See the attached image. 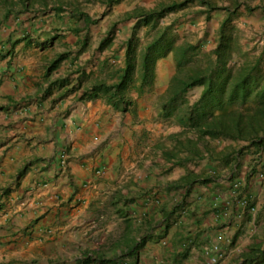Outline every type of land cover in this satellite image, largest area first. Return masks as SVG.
Listing matches in <instances>:
<instances>
[{"label": "crops", "instance_id": "0c3cea01", "mask_svg": "<svg viewBox=\"0 0 264 264\" xmlns=\"http://www.w3.org/2000/svg\"><path fill=\"white\" fill-rule=\"evenodd\" d=\"M121 1L107 7L129 37L111 62L96 58L112 44L100 48L111 31L86 60L66 51L52 69L56 58L44 57L57 42L87 48L91 13L49 6L33 16L32 7L0 26V264H237L264 240V146L214 140L213 156L203 146V156L191 153L196 135H181L189 130L177 117L182 101L165 108L173 52L157 60L149 84L135 74L128 107L88 98L94 84L118 81L130 39L139 52L158 36L197 30L207 40L216 33V42L189 43L215 50L231 17L228 30L252 34L244 52L259 56L264 0H239L236 11H208L196 0L150 21L144 11L181 0H142L123 11ZM150 29L158 33L142 45L139 34ZM163 59L173 67L160 69ZM203 89L191 90L199 99ZM216 245L222 257L213 262Z\"/></svg>", "mask_w": 264, "mask_h": 264}, {"label": "trees", "instance_id": "16d2710c", "mask_svg": "<svg viewBox=\"0 0 264 264\" xmlns=\"http://www.w3.org/2000/svg\"><path fill=\"white\" fill-rule=\"evenodd\" d=\"M119 1L105 0L108 7ZM195 1H174L144 11L142 15L145 20L150 21L170 11L185 8ZM197 1L207 6L208 11H236L242 4L239 0H233L228 6H220L212 0ZM51 2L54 4L53 10L65 11L62 0H0V26L9 22L14 14L27 11L36 4L48 8ZM86 18L91 22L90 18ZM230 21L231 17L222 25L218 45L214 50L215 58L206 65H191L192 58L199 48L195 44L186 41L177 43L176 39H166V36L162 35L138 52L133 39H130L126 48L125 67L119 71L118 81L113 84L103 81L94 84L88 98H96L102 94L115 108L128 107L130 101L126 90L135 74L140 73L143 86L149 84L154 77L157 60L173 52L177 73L168 89L165 103L168 113L169 107L173 108V111L177 109L175 104L183 101L192 88L204 87L195 103L187 106L182 112H177L180 123L189 127V130L181 135L187 131L196 135V140L186 145L191 153L197 157L203 156V146L213 156L216 154V148L210 142L214 140L245 141L261 149L264 146V53L251 57L247 52H241L240 48L236 47L237 38L227 28ZM110 41L111 38H106L100 48L104 49ZM236 52L239 60L235 59ZM65 57V54L59 55L51 68L55 69ZM231 155L232 152L227 159H230ZM237 264H264V240L255 241L248 251L242 253Z\"/></svg>", "mask_w": 264, "mask_h": 264}, {"label": "rangeland", "instance_id": "374dc122", "mask_svg": "<svg viewBox=\"0 0 264 264\" xmlns=\"http://www.w3.org/2000/svg\"><path fill=\"white\" fill-rule=\"evenodd\" d=\"M62 1L64 4L63 5L64 10H67L70 12H73L75 10H81L85 13L93 14L94 15L93 17H95V19L97 20L96 30L85 33V37H86L85 41L87 42V45H88L87 48L80 49V50L79 49L69 50L64 44H59L57 42L49 50L46 51V56H44L46 59L48 60H50V58L51 60L55 59L61 53H65L66 51L67 52L69 51L72 56L77 58V60H82V61L86 60V58L88 57V54L92 52H95L97 54L98 52L97 48H98L100 41L103 38H105L110 31H111L110 37L111 39H113L112 44L105 51H99L98 52L99 56H97L96 58H98L101 61L104 60L105 62H109V61L111 62V60L114 59V54H116L117 56H120V54H124L125 42L127 41V38L129 37V35L122 32L121 26L123 25L113 26V23L115 22V20L118 21L119 17L121 16L119 14L114 15L110 13V9L107 7L105 0H62ZM140 1L142 0H125V1L123 0L120 3V8H122V11H123L125 10L126 7H131L134 2H140ZM215 1H216L215 3L220 6L225 4L224 0H215ZM143 2L144 4H147L149 6L155 3L154 0H144ZM53 5L54 4L51 2L50 6L53 7ZM46 8L47 7H42L40 4H36L31 10L32 15L34 16V15L44 14L46 12ZM52 11L56 12V10L54 11L53 9ZM229 30L232 33V35L237 38L236 47H239L241 52L244 51V39L246 38L248 41H251L252 34L242 35L236 32L235 29H229ZM261 32L264 33V31H261ZM157 33H158L157 29L156 30L150 29L148 32L145 31L143 33H140L139 35L142 39V45H144V43L148 41H151L157 35ZM216 35H217L216 33L213 34V38H212L213 40L211 39L207 40L209 34L201 35L200 31L190 30L187 34L183 35V37L176 35L177 36L176 38H177L178 43L183 42V41H186V42L194 41L199 44L200 41L206 40V41H212V44H213L214 41L216 42L215 40ZM206 48L207 46H203V48H198L197 52H195L192 58L191 65H194L197 63L206 65L209 61H211V59L215 58L214 47H212L211 49H208V48L206 49ZM237 53L238 52H236L235 54L236 56L235 59L239 60V58H237ZM259 53H261V51H259ZM249 56H253V55L250 54ZM167 61L168 59H163V61L160 62L161 63L160 69L168 70L169 68L171 69L173 67L172 59L170 60L169 63ZM119 64H120L119 62H117V64L112 62V65L118 66ZM262 67L264 69V62H263ZM175 70L177 73L176 65H175ZM111 74L112 73L108 71L107 75L110 76ZM170 82L168 84H170ZM197 99H198L197 91L191 90L190 92L186 94V98L182 102L178 103V106H179L178 111L182 112L183 110L187 108V106L192 105ZM261 228L264 229V212H263V220H262Z\"/></svg>", "mask_w": 264, "mask_h": 264}, {"label": "built area", "instance_id": "2783aa9c", "mask_svg": "<svg viewBox=\"0 0 264 264\" xmlns=\"http://www.w3.org/2000/svg\"><path fill=\"white\" fill-rule=\"evenodd\" d=\"M213 250L216 252L215 255L212 257L213 262H217L222 257L221 249L218 245L214 246Z\"/></svg>", "mask_w": 264, "mask_h": 264}]
</instances>
